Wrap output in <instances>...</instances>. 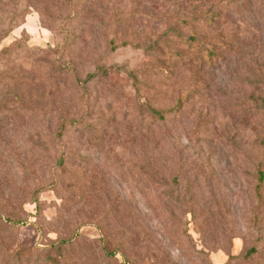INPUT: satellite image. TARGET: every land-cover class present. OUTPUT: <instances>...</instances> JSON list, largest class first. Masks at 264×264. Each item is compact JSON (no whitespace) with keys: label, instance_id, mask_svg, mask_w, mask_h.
Masks as SVG:
<instances>
[{"label":"rangeland","instance_id":"rangeland-1","mask_svg":"<svg viewBox=\"0 0 264 264\" xmlns=\"http://www.w3.org/2000/svg\"><path fill=\"white\" fill-rule=\"evenodd\" d=\"M0 53V264H264V0H0Z\"/></svg>","mask_w":264,"mask_h":264},{"label":"trees","instance_id":"trees-1","mask_svg":"<svg viewBox=\"0 0 264 264\" xmlns=\"http://www.w3.org/2000/svg\"><path fill=\"white\" fill-rule=\"evenodd\" d=\"M0 56H1V53H0ZM95 76H96V74H90V75H89L90 78H94ZM153 114H154L155 116H158V117H160V118H163L161 112H159V111L153 110ZM71 242H72V241H63V242H61V245H67V244H69V243H71ZM253 252H254V250H252V251L249 253V255H252Z\"/></svg>","mask_w":264,"mask_h":264}]
</instances>
